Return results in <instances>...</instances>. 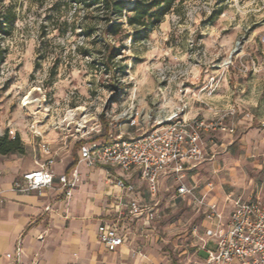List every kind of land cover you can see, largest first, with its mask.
<instances>
[{"label":"rangeland","instance_id":"374dc122","mask_svg":"<svg viewBox=\"0 0 264 264\" xmlns=\"http://www.w3.org/2000/svg\"><path fill=\"white\" fill-rule=\"evenodd\" d=\"M5 17L0 137L19 136L25 149L13 156L32 159L45 142L78 157L81 144L136 133L120 120L129 106L155 119L187 100L188 117L219 122L203 134L198 180L246 196L264 189V0H178L146 27L101 0H0ZM164 199L156 228L177 243L175 258L191 253L202 216Z\"/></svg>","mask_w":264,"mask_h":264},{"label":"built area","instance_id":"2783aa9c","mask_svg":"<svg viewBox=\"0 0 264 264\" xmlns=\"http://www.w3.org/2000/svg\"><path fill=\"white\" fill-rule=\"evenodd\" d=\"M264 41V30L262 33ZM207 105V104H206ZM163 107V115L155 119L129 106L120 114V120L136 133H124L100 143L81 144L79 164L88 168L117 167L126 175L136 174L146 183L150 201L139 196L119 198L115 221H103L98 227L99 241L107 248L118 249L133 235H147L161 220L160 204L163 182L172 180L173 200L190 202L197 214L202 216L201 227L192 232L194 251L184 252L176 257V264H264V189L245 195L230 194L225 205L212 201L198 192L195 183H188L189 172L199 170L207 160L203 134L215 131L219 122H207L198 117H188L189 102L181 100L171 111ZM38 169L16 179L12 190L21 194L54 189L57 178L54 165L58 152L49 143L39 147ZM2 172L0 171V175ZM59 189L66 199L73 197L81 176L78 167L58 177ZM110 184L124 194H138L136 184L124 177H111ZM2 193L0 192V217L2 214ZM51 211V207L46 208ZM12 257L14 264H21L23 247L16 245ZM204 257L200 258V252Z\"/></svg>","mask_w":264,"mask_h":264},{"label":"crops","instance_id":"0c3cea01","mask_svg":"<svg viewBox=\"0 0 264 264\" xmlns=\"http://www.w3.org/2000/svg\"><path fill=\"white\" fill-rule=\"evenodd\" d=\"M52 147V146H51ZM58 152L54 171L57 176L54 189L21 194L12 190V184L22 175L38 169V156L27 161L16 156L0 155V192L2 193V214L0 217V264H14L12 257L16 245L21 241L24 250L21 264H176L173 249L177 243L165 240L157 229L147 235H133L118 249L107 248L98 237V227L103 221H115L117 203L134 196L144 202L150 201L146 183L136 174L126 175L115 169L104 167L88 168L79 164L74 153L71 157ZM78 167L81 181L74 189L73 197L66 199L59 189L58 177ZM203 167L191 171L188 183H195L200 194L212 201L225 205L230 194L237 192L217 191L214 181L198 180ZM216 172L214 171V174ZM111 177H124L136 184L138 194H124L110 184ZM172 180L163 182L161 200H173ZM167 191V193H166ZM166 201H168L166 199ZM51 207V211L46 208ZM205 255L201 251L200 258Z\"/></svg>","mask_w":264,"mask_h":264},{"label":"trees","instance_id":"16d2710c","mask_svg":"<svg viewBox=\"0 0 264 264\" xmlns=\"http://www.w3.org/2000/svg\"><path fill=\"white\" fill-rule=\"evenodd\" d=\"M79 1V0H76ZM178 0H137L136 2L128 5L117 0H101L104 10L108 13H112L121 19L125 12L127 22L131 26L146 27L150 24L159 23L160 20L169 14V11L173 8ZM227 0H222L226 2ZM10 19L5 17L0 22V31H2L4 25L10 24ZM121 24L116 23L112 30L113 32L120 31ZM113 55V54H112ZM107 69L108 66L103 65ZM25 149L23 148L21 139L16 136L13 139L9 138V135L0 137V155L13 156L14 154L23 155Z\"/></svg>","mask_w":264,"mask_h":264}]
</instances>
